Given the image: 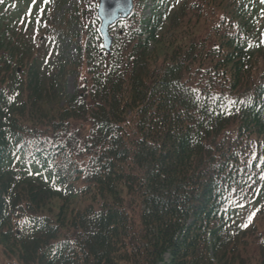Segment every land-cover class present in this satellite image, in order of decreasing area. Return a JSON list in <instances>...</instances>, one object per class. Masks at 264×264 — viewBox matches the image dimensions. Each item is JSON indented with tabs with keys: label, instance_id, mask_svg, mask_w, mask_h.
Here are the masks:
<instances>
[{
	"label": "trees",
	"instance_id": "obj_1",
	"mask_svg": "<svg viewBox=\"0 0 264 264\" xmlns=\"http://www.w3.org/2000/svg\"><path fill=\"white\" fill-rule=\"evenodd\" d=\"M153 2L73 96L0 18V264H264L259 0Z\"/></svg>",
	"mask_w": 264,
	"mask_h": 264
},
{
	"label": "rangeland",
	"instance_id": "obj_2",
	"mask_svg": "<svg viewBox=\"0 0 264 264\" xmlns=\"http://www.w3.org/2000/svg\"><path fill=\"white\" fill-rule=\"evenodd\" d=\"M184 1L168 2L170 7L165 19L166 30H169L170 18ZM134 3L135 11L140 7L138 14L143 12V18L151 17L155 6L153 0H134ZM136 3H139L138 7ZM98 5L99 0H48L47 4L44 0H36V3L33 0H3L0 2V18L2 23L11 22L17 28V33L24 34V40L31 46L30 60L36 59L49 78L64 76L66 94L73 96L82 80L81 63L88 56L87 52L104 59L101 56L104 50L99 35ZM258 9L264 14V3L261 0ZM258 25L264 27V16ZM134 26L135 23L130 18L111 28L113 49L121 47L128 38L126 33ZM86 46L89 47L88 50ZM72 64L78 65L77 72L73 70ZM66 65L69 67L66 68ZM30 172L37 176L33 169ZM253 212L255 216L248 223L252 229L262 219V215L256 214V210L246 209L240 218V224H246ZM240 236L234 233V241L238 246L242 243V239L239 241Z\"/></svg>",
	"mask_w": 264,
	"mask_h": 264
},
{
	"label": "water",
	"instance_id": "obj_3",
	"mask_svg": "<svg viewBox=\"0 0 264 264\" xmlns=\"http://www.w3.org/2000/svg\"><path fill=\"white\" fill-rule=\"evenodd\" d=\"M134 8L133 0H100L98 17L101 21L99 32L103 39V47L111 53L113 39L110 36V28L121 20L128 19Z\"/></svg>",
	"mask_w": 264,
	"mask_h": 264
},
{
	"label": "snow or ice",
	"instance_id": "obj_4",
	"mask_svg": "<svg viewBox=\"0 0 264 264\" xmlns=\"http://www.w3.org/2000/svg\"><path fill=\"white\" fill-rule=\"evenodd\" d=\"M0 2H3V0H0ZM33 3H36V0H33ZM44 3L47 4L48 3V0H44ZM261 3H264V0H261ZM262 43H264V40L261 41ZM228 103L230 105H235L237 103H244V101H234V100H229ZM261 180H264V173H262L259 177ZM240 207H243V205H239ZM258 211V210H257ZM255 216V212H253L252 214L249 215L248 217V222L244 225H242V227H247L248 226V223H251L252 221V218Z\"/></svg>",
	"mask_w": 264,
	"mask_h": 264
}]
</instances>
